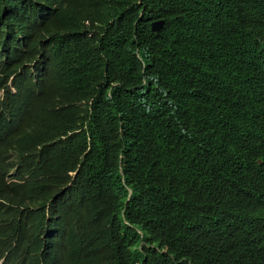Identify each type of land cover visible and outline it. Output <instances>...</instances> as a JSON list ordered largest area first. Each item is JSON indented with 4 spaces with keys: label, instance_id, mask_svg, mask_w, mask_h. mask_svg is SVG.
Wrapping results in <instances>:
<instances>
[{
    "label": "trees",
    "instance_id": "obj_1",
    "mask_svg": "<svg viewBox=\"0 0 264 264\" xmlns=\"http://www.w3.org/2000/svg\"><path fill=\"white\" fill-rule=\"evenodd\" d=\"M10 1L0 91L49 187L22 249L53 228L88 264H264V0H67L36 38Z\"/></svg>",
    "mask_w": 264,
    "mask_h": 264
},
{
    "label": "clouds",
    "instance_id": "obj_2",
    "mask_svg": "<svg viewBox=\"0 0 264 264\" xmlns=\"http://www.w3.org/2000/svg\"><path fill=\"white\" fill-rule=\"evenodd\" d=\"M11 0L4 10L15 11L12 22L21 24L25 12L21 3ZM93 6L96 0H86ZM27 5L38 7L28 14L29 24L22 37L36 38L44 27L57 22L60 15L73 13L67 0H23ZM165 20H156L151 24ZM166 25V21H165ZM17 30L18 25L14 26ZM49 45V42H46ZM15 92L12 81L9 82ZM27 114L0 91V264H88L86 253L100 255L99 249H85L84 245L73 244V241L60 235L57 230L49 228L44 234L49 235V243L39 239L37 250H23L21 240L23 227L20 225L22 212L35 204L49 191V187L41 191L36 189L39 172L45 167L44 154L40 147H29L34 131L26 124ZM262 163V161H260ZM76 176V175H75ZM143 237L144 232H139ZM103 249V248H102ZM164 253V252H161ZM104 264V263H102Z\"/></svg>",
    "mask_w": 264,
    "mask_h": 264
},
{
    "label": "water",
    "instance_id": "obj_3",
    "mask_svg": "<svg viewBox=\"0 0 264 264\" xmlns=\"http://www.w3.org/2000/svg\"><path fill=\"white\" fill-rule=\"evenodd\" d=\"M165 26V21H159L154 23L153 25V31L160 32Z\"/></svg>",
    "mask_w": 264,
    "mask_h": 264
}]
</instances>
